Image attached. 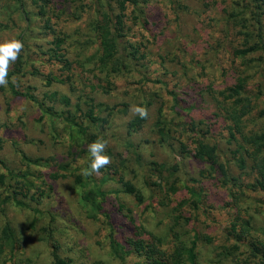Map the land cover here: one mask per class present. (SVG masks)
Segmentation results:
<instances>
[{
	"label": "rangeland",
	"instance_id": "rangeland-1",
	"mask_svg": "<svg viewBox=\"0 0 264 264\" xmlns=\"http://www.w3.org/2000/svg\"><path fill=\"white\" fill-rule=\"evenodd\" d=\"M20 1L26 14L17 7L18 0H0V43L16 39L24 44L20 71L10 74L15 62L8 85L0 87V166L14 173L27 172L34 185L29 195L36 192L34 200L17 198L24 206L11 201L4 206L0 228L6 219L16 243L13 255L3 253L0 264H51L48 237L70 264H123L110 254L107 234L122 243L126 228L132 232L131 226L139 228L144 240L150 239L149 234L160 237L167 254L179 241L188 242L196 235L195 264H260L250 256L247 243L250 239L264 243V193L241 188L243 194L233 199L227 194L232 186L221 188L214 178L200 176L207 166L195 159L192 141L196 132L189 131L193 123L204 142L216 146L218 162L237 178L240 187L253 180L248 164L239 172L230 158L235 146L227 142L224 127L223 110L228 103L217 95L233 84L238 73L246 75L244 94L249 96L252 110L243 131L264 132V64L257 62L259 54H254V61L245 67L244 60L231 54L241 40L239 29L226 15L237 13L236 4L242 0H137L127 7L126 20L129 35H134L130 40L142 43L140 51L145 57L133 66L124 56L130 67L110 74L106 82L94 59L87 58L98 54L91 23L103 12L114 15L113 0ZM245 17L251 29L250 13L246 11ZM54 35L62 39L61 53L72 64L68 80H63L68 74L60 72V65L51 58ZM120 41L119 52L128 53L127 44L122 43L125 39ZM50 76L62 82L46 84ZM27 87L38 100L53 91L68 97L67 106L53 103L56 111L73 112L76 103L85 109L88 99L101 105L98 115L108 123L98 138L108 142L106 154L112 162L99 175H92L98 180L107 174L101 186L106 193L100 215H88L74 183V175L85 169L88 145H82L85 152L79 153L80 147L75 142L70 145L59 120H55L53 132L46 119L40 120L35 105L12 94V88L22 92ZM133 106L146 107L149 115L138 130L127 132V123L136 116ZM158 117L174 124L169 126L172 139L167 146L159 143L155 133ZM19 152L37 160L36 165L25 166ZM153 162L162 164L167 172L155 170ZM119 175L139 189L142 203L121 191ZM9 183L17 185L14 179ZM171 183L174 192L167 189ZM188 191L199 195L197 204L191 202ZM182 200L187 203L178 208ZM119 204L123 209L119 210ZM177 210L190 219L187 224H174ZM242 220L248 221L250 239L245 237L232 250L235 240L229 233L230 223L239 226ZM135 259L127 257L125 263Z\"/></svg>",
	"mask_w": 264,
	"mask_h": 264
},
{
	"label": "trees",
	"instance_id": "trees-1",
	"mask_svg": "<svg viewBox=\"0 0 264 264\" xmlns=\"http://www.w3.org/2000/svg\"><path fill=\"white\" fill-rule=\"evenodd\" d=\"M44 2L42 1L41 4ZM137 0H113L114 15L108 16L106 12L100 14V19L94 20L91 23V28L96 31L98 54L90 56L87 61L94 59L93 64L96 66L97 71L103 75V79H108L110 74L121 72V70L130 67L131 64L123 61L124 56H127L128 61H133L132 64L135 66L136 62L143 59L145 55L140 51L143 45L140 41H131L134 39L131 34L129 35V27L127 26V14L126 9L130 5H135ZM17 7L20 9L22 14H26L23 8V3L18 0ZM238 9L237 13L229 12L226 15V20L232 22V25L239 29L240 44L232 50V56L246 62L245 67L249 66L248 63L253 62L252 55L259 54L257 62L264 64V0H242V2L236 4ZM249 12L253 21V27L248 29L246 24L247 19L245 13ZM39 12L42 14V6H39ZM47 28V27H46ZM49 29V27L47 28ZM122 39H125L129 52L121 55L119 47ZM128 42V43H127ZM52 49L50 50L52 55L51 58L57 64L60 65V69L67 73L63 80H68L71 77V62L64 54L62 50V39L59 36L54 35L50 42ZM81 66V64L78 62ZM13 72L10 74L18 73L21 68V63L18 60L16 65L13 67ZM70 76V77H69ZM247 76L238 73L233 84L217 92V95L222 101L227 102L226 109L223 110L224 115V127L227 134V142L233 143L235 148L230 151V158L234 163L237 171L241 172L246 169L247 164L249 169L254 174V178L251 182H248L240 187V184L236 177L230 176L228 169L225 165L218 162V155L215 145H210L204 142L202 135L195 131L193 123L189 124V131L196 132L194 134L192 144L194 145V157L196 160L206 164V169L199 172L203 178L210 177L217 181L221 188H224L227 184L232 188L227 194L236 199L239 194H243V189H257L264 193V132L252 133L244 132V123L246 122L251 110L252 102L248 95L244 94V87ZM60 79L50 76L46 81V84H50L52 81L57 82ZM156 81V80H155ZM60 82H62L60 80ZM157 82V81H156ZM101 87V86H100ZM31 88L27 87L24 91L18 92L12 88L13 95H19L25 98L27 101L32 103L38 109L40 120L46 119L48 121V127L54 132L55 120H59L64 130L67 131V139L70 145L75 142L76 146L80 147L79 153L85 151L81 149L82 145H89L95 142L100 136V130L105 124L108 123L106 117L99 116L100 106L98 104H92V100L88 99L85 103L86 108L82 109L78 103L74 106L73 112L70 110H58L56 111L53 107V103L57 102L63 106L68 105V97L65 95L58 96L56 91L45 92L42 95V100H38L32 92ZM171 94V93H170ZM174 100L176 101L175 97ZM177 103V102H176ZM108 110V108H104ZM77 112L79 114H77ZM110 112L107 113L109 116ZM262 115L264 113H261ZM144 119H140L138 115L134 116L127 123V132L136 131L140 128ZM174 125L171 120H165L158 117L154 123L155 133L157 139L162 145H169L170 139V125ZM176 125H179L177 123ZM182 127V126H181ZM93 132H91V131ZM238 136V138H236ZM1 144V143H0ZM87 153L89 154L88 150ZM21 162L27 166L28 164L36 165L37 160H32L26 157L22 152H19ZM134 160L137 161V154L134 156ZM91 156L86 161L85 167L88 168L90 165ZM154 166L155 170L160 172L166 171L162 164L150 163ZM114 170L116 167L112 166ZM0 190L3 188V194H0V215L3 216L4 206L7 202H13V205L24 206V204L17 198H25L29 196L31 200H34L36 191L31 192L34 187L31 180L27 179V172L14 173L7 169L5 166H0ZM115 173V172H114ZM9 179H14L15 187L9 183ZM107 180V174L105 173L98 180H95L92 176H84L82 174L74 175V183L78 190V200L81 206L86 210L88 215L95 217L100 215V211L103 208L102 201L105 197V191L101 189V186L105 184ZM117 182L121 186V191L133 198L136 203H142V195L138 188H136L130 181L123 179V176H118ZM167 189L174 192L175 186L171 183ZM37 190V189H36ZM232 190V191H231ZM192 203L197 204L200 201L199 195L194 191H188ZM237 195V196H236ZM187 203L186 200L180 201L177 206H181ZM119 210L123 209V205H118ZM127 213L130 211L128 209ZM34 213L36 209H32ZM177 214L174 215V224L177 225L179 221L187 224L190 219L181 215V211L177 210ZM40 214V213H38ZM102 216L107 218V214L102 212ZM130 222L132 221L131 216H128ZM248 221L242 220L239 226L232 222L230 223L229 233L232 234L235 242L232 245V250L237 249V244L240 243L245 237L249 238ZM238 226V227H236ZM125 236H123L122 243L116 241L110 232L107 237L110 244V254L115 258H118L120 262L125 263V258L133 257L136 258L131 264H195V246L198 237L193 236V239L188 242H178L170 254H167L163 249V241L160 237L149 234V240L142 238V232H138L139 228L131 226L132 232L129 233V228H126ZM174 238L177 234L173 233ZM250 239V238H249ZM51 247V264H70V260L59 256L57 253V246L51 242L48 237ZM205 240L209 241V239ZM245 240V239H244ZM206 241V242H207ZM16 238L12 227L9 222L4 219L0 228V256L3 253H8L10 256L13 255L15 248ZM249 247V253L251 257L259 259L260 264H264V243L259 239H250L247 243ZM229 253V252H228ZM15 264V262L13 263Z\"/></svg>",
	"mask_w": 264,
	"mask_h": 264
},
{
	"label": "clouds",
	"instance_id": "clouds-1",
	"mask_svg": "<svg viewBox=\"0 0 264 264\" xmlns=\"http://www.w3.org/2000/svg\"><path fill=\"white\" fill-rule=\"evenodd\" d=\"M24 44L20 40L12 39L0 43V87H6L9 83L8 76L11 66L18 60ZM131 111L138 115L140 119L148 118V109L142 106H133ZM108 142L98 139L87 146L91 156V163L88 168L82 169L81 174L84 176L99 175L102 168L111 164V157L106 154Z\"/></svg>",
	"mask_w": 264,
	"mask_h": 264
}]
</instances>
